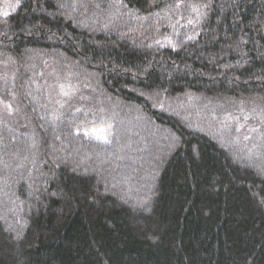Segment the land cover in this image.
Instances as JSON below:
<instances>
[{"label":"trees","instance_id":"trees-1","mask_svg":"<svg viewBox=\"0 0 264 264\" xmlns=\"http://www.w3.org/2000/svg\"><path fill=\"white\" fill-rule=\"evenodd\" d=\"M2 2L0 264H264V0Z\"/></svg>","mask_w":264,"mask_h":264},{"label":"rangeland","instance_id":"rangeland-1","mask_svg":"<svg viewBox=\"0 0 264 264\" xmlns=\"http://www.w3.org/2000/svg\"><path fill=\"white\" fill-rule=\"evenodd\" d=\"M10 4H11V0H6V1L3 0V2H2V12H6L9 9ZM0 103L3 104V100H0ZM108 131H109V129H108L107 126H99V127H95V128H92V129L86 131L85 135L88 138H91V139L104 141L107 138V135L109 133ZM251 132L252 131L248 132V130H246V131L243 130L240 135L248 137V138H251L250 140H252V137L247 135V133H251Z\"/></svg>","mask_w":264,"mask_h":264},{"label":"snow or ice","instance_id":"snow-or-ice-1","mask_svg":"<svg viewBox=\"0 0 264 264\" xmlns=\"http://www.w3.org/2000/svg\"><path fill=\"white\" fill-rule=\"evenodd\" d=\"M189 23H191V21H189Z\"/></svg>","mask_w":264,"mask_h":264}]
</instances>
